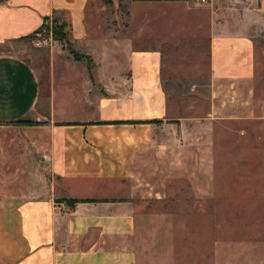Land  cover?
<instances>
[{
	"label": "crops",
	"instance_id": "obj_1",
	"mask_svg": "<svg viewBox=\"0 0 264 264\" xmlns=\"http://www.w3.org/2000/svg\"><path fill=\"white\" fill-rule=\"evenodd\" d=\"M90 1L0 0V124L33 122L18 127L44 166L34 190L0 197V264L186 260L192 250L182 246L196 240L182 237L179 214L196 208L165 202L183 193L209 200L216 123L257 116L264 0H226L222 18L218 0H132L205 8L208 108L190 117L169 105L161 45L135 46L122 31L103 35ZM52 18L67 22L69 48L54 39ZM142 33L151 35L148 27Z\"/></svg>",
	"mask_w": 264,
	"mask_h": 264
},
{
	"label": "rangeland",
	"instance_id": "obj_2",
	"mask_svg": "<svg viewBox=\"0 0 264 264\" xmlns=\"http://www.w3.org/2000/svg\"><path fill=\"white\" fill-rule=\"evenodd\" d=\"M225 1L218 0L216 5L219 18L230 9ZM90 2L91 11L102 15L103 35L122 31L120 35L130 38L135 46L161 45L169 105L183 116L205 114L209 58L204 7L187 9L155 1ZM129 12L137 19H128L125 15ZM143 15L150 21H142ZM211 16L209 6V41ZM147 27L149 36L142 33ZM64 32L61 43L69 48L67 26ZM33 41L26 38L22 43L34 48ZM254 64L257 116L216 123L215 176H209V200H194L183 193L165 202L196 208L191 214H179L182 237L196 241L183 244L182 252L187 253L190 247L192 251L177 264H264V30L255 37ZM18 126L28 125L0 124V197L28 194L38 176H44V166L30 150L29 133Z\"/></svg>",
	"mask_w": 264,
	"mask_h": 264
},
{
	"label": "trees",
	"instance_id": "obj_3",
	"mask_svg": "<svg viewBox=\"0 0 264 264\" xmlns=\"http://www.w3.org/2000/svg\"><path fill=\"white\" fill-rule=\"evenodd\" d=\"M48 20H49L48 18H45L44 23H43V29L48 27ZM51 22H52L51 32H52L54 39H56L58 41H65L64 28L67 26V22L62 21V22L58 23L55 18H52ZM76 58H78V56ZM12 124L32 125L33 122L26 121V120H17L15 122H12Z\"/></svg>",
	"mask_w": 264,
	"mask_h": 264
},
{
	"label": "built area",
	"instance_id": "obj_4",
	"mask_svg": "<svg viewBox=\"0 0 264 264\" xmlns=\"http://www.w3.org/2000/svg\"><path fill=\"white\" fill-rule=\"evenodd\" d=\"M199 1H200L201 3H204L206 0H199ZM48 29H49V28H48ZM49 31H50V29H49ZM49 31H48V33H49ZM44 32H46V30H45ZM45 34H46V33H45ZM38 36L40 37L41 34H39ZM40 42H41V40H40V41L38 40V41L36 42V45H38Z\"/></svg>",
	"mask_w": 264,
	"mask_h": 264
}]
</instances>
